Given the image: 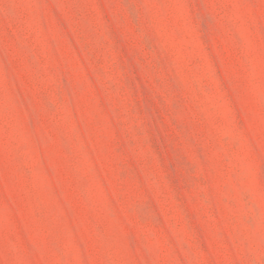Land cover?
Returning <instances> with one entry per match:
<instances>
[{
  "label": "rangeland",
  "instance_id": "374dc122",
  "mask_svg": "<svg viewBox=\"0 0 264 264\" xmlns=\"http://www.w3.org/2000/svg\"><path fill=\"white\" fill-rule=\"evenodd\" d=\"M0 264H264V0H0Z\"/></svg>",
  "mask_w": 264,
  "mask_h": 264
}]
</instances>
